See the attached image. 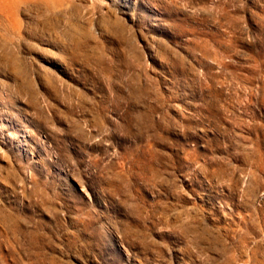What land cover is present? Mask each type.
Listing matches in <instances>:
<instances>
[{
    "label": "rangeland",
    "instance_id": "obj_1",
    "mask_svg": "<svg viewBox=\"0 0 264 264\" xmlns=\"http://www.w3.org/2000/svg\"><path fill=\"white\" fill-rule=\"evenodd\" d=\"M0 264H264V0H0Z\"/></svg>",
    "mask_w": 264,
    "mask_h": 264
}]
</instances>
